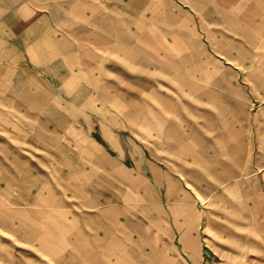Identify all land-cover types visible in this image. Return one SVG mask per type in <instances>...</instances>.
Instances as JSON below:
<instances>
[{
	"label": "rangeland",
	"instance_id": "374dc122",
	"mask_svg": "<svg viewBox=\"0 0 264 264\" xmlns=\"http://www.w3.org/2000/svg\"><path fill=\"white\" fill-rule=\"evenodd\" d=\"M6 1L0 264H264V34L232 41L198 0H113L139 53L37 73L24 20L77 0Z\"/></svg>",
	"mask_w": 264,
	"mask_h": 264
},
{
	"label": "crops",
	"instance_id": "0c3cea01",
	"mask_svg": "<svg viewBox=\"0 0 264 264\" xmlns=\"http://www.w3.org/2000/svg\"><path fill=\"white\" fill-rule=\"evenodd\" d=\"M162 1L168 8L176 7L175 2L171 0H154L155 8L158 6L159 10ZM186 1L194 5V0ZM203 1L198 0L196 7L210 8L213 12L210 14L214 16L218 14L216 17L221 20L217 22L231 28L228 30L231 31L232 41L259 40V34L249 31L246 27H257L264 34V29H260L261 26L264 27V0H220L218 3L215 2L213 7L204 6ZM6 2L0 0V6ZM61 6V3L57 4L55 6L57 9L50 11L43 21L26 18L25 34L15 41V47L24 50V58L32 65L31 67L38 68L37 73L68 75L109 73L111 65L109 63L98 65L97 58L113 55L129 58L140 52V34L129 30L128 21L121 16L118 7H114L113 0L103 2L101 0L98 3H94L93 0H77V3H64ZM235 36L236 38H233ZM253 45L256 44L250 42V47ZM262 55L264 57L263 53ZM98 67L104 69H97ZM220 82L218 77L214 83ZM225 84L231 87L228 82ZM190 86L192 87L191 83ZM232 88L237 90L240 87L232 85ZM158 106L160 114L165 112L171 114L176 110L171 99H162ZM104 136L109 143L110 141L114 143V146L111 143L109 145L115 149L116 154L123 156V150L117 147L113 135L107 133ZM111 164L114 165L113 161Z\"/></svg>",
	"mask_w": 264,
	"mask_h": 264
},
{
	"label": "bare ground",
	"instance_id": "6f19581e",
	"mask_svg": "<svg viewBox=\"0 0 264 264\" xmlns=\"http://www.w3.org/2000/svg\"><path fill=\"white\" fill-rule=\"evenodd\" d=\"M17 183V182H16ZM165 195H167V194H165ZM168 196V195H167ZM21 226V225H20ZM21 228V227H20ZM30 237V236H29ZM7 245V244H6ZM11 250V249H10ZM44 255V254H43Z\"/></svg>",
	"mask_w": 264,
	"mask_h": 264
}]
</instances>
